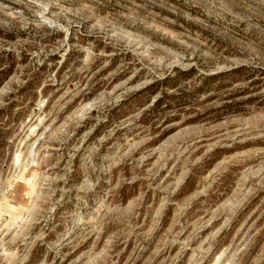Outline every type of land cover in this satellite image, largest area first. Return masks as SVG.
<instances>
[{
	"label": "rangeland",
	"instance_id": "374dc122",
	"mask_svg": "<svg viewBox=\"0 0 264 264\" xmlns=\"http://www.w3.org/2000/svg\"><path fill=\"white\" fill-rule=\"evenodd\" d=\"M0 264H264V0H0Z\"/></svg>",
	"mask_w": 264,
	"mask_h": 264
}]
</instances>
